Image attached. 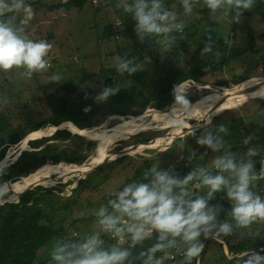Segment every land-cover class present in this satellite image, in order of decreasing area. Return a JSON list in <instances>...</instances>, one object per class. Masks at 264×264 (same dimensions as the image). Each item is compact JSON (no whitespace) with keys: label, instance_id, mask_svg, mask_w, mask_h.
I'll return each mask as SVG.
<instances>
[{"label":"rangeland","instance_id":"rangeland-1","mask_svg":"<svg viewBox=\"0 0 264 264\" xmlns=\"http://www.w3.org/2000/svg\"><path fill=\"white\" fill-rule=\"evenodd\" d=\"M62 2H65V0H26V4L31 5L34 12V16L26 25H21L23 13L17 15V26H23L31 39H43L52 45L48 56L45 57L50 62L51 67L46 71L33 73L31 78L23 75L24 69L14 68L7 72L0 71V144L2 141L4 142L2 134L4 130L14 128L19 133L28 130L32 124L30 121L37 122L49 117L53 110L64 106L68 101H78L80 99V104L84 108L89 106L91 108V103L104 87L120 89L132 82L140 84L150 79L156 67L153 61L136 53V48L142 46L143 43L139 42L136 37L134 31L135 20L130 14L125 13L122 8L117 7L119 0H97L96 3H93L92 0H86L80 8L58 6ZM163 3L168 10L177 13V22L184 23L185 31L196 30L195 36L190 40L188 52L182 56L179 62L180 65L183 66L184 60L188 61L189 57L193 53L195 54L196 48L201 45L202 36L205 33L213 31L216 38H221L228 43L227 58L223 69L210 71L200 81L178 84L180 88L187 91V99L194 101L191 103L194 105L193 108H201V110L191 112L193 114H185L182 117L174 116L171 118L166 115L167 112L163 114L162 111L173 105L174 97L172 96L173 103L171 102L165 108L147 107L142 113L136 115L137 117L131 114H104L98 124L86 129L92 130L93 133H82L86 136L85 141L83 140L84 142L78 144L79 149L84 151L86 140L94 141L90 139L91 137L98 139L95 140V146L91 148L86 160L83 161L84 163L87 161L90 163L87 169L95 165L96 160L100 157L110 159L118 155L121 150H125L127 153L122 162L114 160L105 163L102 160L96 168L89 171L92 174L90 177L92 189L87 190L82 187V184L78 183L80 178L88 175H84L86 173L84 168L80 169V166L78 168L73 167L74 164L70 163H55L50 159L36 171L15 181L17 183L12 182L8 186L4 185L5 187L0 191V195L9 194L4 199L1 198L0 202L18 200L17 196H13V192L10 190H17L19 186L25 185L28 181H37L33 177L41 178L43 180L33 182L30 187L34 188L41 185L48 190L45 193L48 195H44L46 202L43 208L46 211L45 215L50 218L55 226L60 225L64 217L67 221L77 218V221L69 228L70 234L78 233L83 236L100 231L95 224L96 218L91 214V210L106 204L105 199L108 198L107 193L110 190H116L125 180L131 178L136 171L143 170L142 161L144 159L151 161L153 166L158 165L159 168L171 170L175 175L178 174L182 177L191 171H185L182 167H191L188 164V157L195 152L197 155L196 165L199 167L202 158L197 152H202L203 149H200L202 147L196 143L195 137L187 134L185 136L180 135L187 126L197 124L190 125L196 118L200 119L205 115L211 117L210 127L218 129L220 126L225 128L227 120L230 118H236L242 113L247 114L248 116L244 118L245 124L254 140L258 142V149L264 156V94L244 90L245 94L238 96V100H235V102L231 99L222 101L223 90L220 89L233 88L239 83L254 77L257 78L252 79V81L263 80L258 77H264V43L258 39V35L264 32V19L248 13L249 10H244L245 13L237 20L234 35V31H231L232 22L235 18L234 13H220L218 14L220 15L219 22H215L210 19L209 12H202L207 9L203 1H196L193 12L187 16L183 12L181 0H163ZM51 6L55 7L49 8ZM116 21H119L120 25H116ZM109 23L114 25L118 33L117 36L104 39L102 38L103 30ZM249 30L252 33H249ZM159 39H163V37H149L147 43L152 46ZM129 49L132 55L130 58L133 59L134 66L138 70L131 75L127 73L122 75L116 71L113 58L116 54L123 55ZM167 51L163 48L159 53L165 55ZM106 69L113 71L112 78L115 80L113 85H105L103 71ZM54 75H58L60 80L51 81ZM245 78L247 79L239 82L240 79ZM74 88L78 92H75ZM68 89L70 90L68 91ZM143 90L149 92L148 88L144 87ZM205 98H209V100H204ZM210 99L223 103L232 102L233 106L204 111L213 105ZM98 104V109L101 112L105 107V102H98ZM246 110H250L251 113H245ZM136 121L143 125L142 128L132 131L134 129L130 127V131H132L130 133H126L127 130L120 131V126L125 129L127 126L132 125L128 123H135ZM64 122L66 121L61 123V129L70 130L68 128L70 124ZM41 130L43 131L42 135L26 136L31 137L30 139H36L53 134V126L49 124ZM200 134L201 130L198 129L196 136ZM87 136L90 138H87ZM226 136L235 141L230 132H227ZM24 138L25 136L15 143H7L4 156L0 157V170L17 161L21 151L28 149V144H25ZM142 138L149 139L150 143L143 146L154 150V152L140 149V146L134 144L136 140ZM57 143L61 145L70 144L68 140H57ZM185 146L188 150H184ZM98 154H100V157L93 160ZM219 154L210 151L207 164L210 165L213 157ZM102 164L104 165L96 170ZM50 166L55 168L54 172H49L43 177L36 176V174L39 173L40 175L41 171ZM94 170L96 171L93 172ZM9 171L6 169V173ZM67 172L69 174L64 175ZM56 178H58L57 181ZM68 180H71L72 183L65 186L62 193L63 197L57 198L51 188L59 182L64 183ZM7 181L11 182V180ZM195 183L197 182H192L189 188L194 189ZM257 185L264 188V179L252 181L251 188L253 191L257 189ZM194 190L199 195L203 194V189ZM260 195L264 197V193H260ZM71 199H73L74 204H70V207L66 210L63 209L60 204H65L66 201ZM80 213H85V215L81 216ZM219 220L222 221L220 218ZM250 228L256 229L255 232L251 233L259 234L258 236L249 235L252 240L258 237L264 238V221L254 222ZM102 236L103 233H101ZM103 240L106 246L111 244L110 242L114 239L105 235ZM218 242L221 241L213 239L202 260L200 262L199 260H196V262L193 260L192 264H235V260H232L230 255L226 254V250L224 252L227 259L223 257L222 249L224 248L221 249ZM222 247H224V244ZM50 248L51 245L40 249L35 263L49 257ZM157 258L162 259L163 264H186L182 254L176 250H171L168 258H165V254L160 252Z\"/></svg>","mask_w":264,"mask_h":264},{"label":"clouds","instance_id":"clouds-1","mask_svg":"<svg viewBox=\"0 0 264 264\" xmlns=\"http://www.w3.org/2000/svg\"><path fill=\"white\" fill-rule=\"evenodd\" d=\"M195 2L181 0L186 16L193 12ZM255 3L256 0H203L210 19L215 22H219L220 13H234L239 18L244 10H251ZM117 7L135 20L134 31L139 42L144 43L147 38L158 36L163 39L155 43L165 50L177 45V36L173 33H182L184 23L177 22V13L168 10L163 0H119ZM12 13L16 15H9ZM21 13V25H26L34 16L26 0H0V71L24 69L23 75L31 78L33 73L51 67L45 57L52 45L43 39H31L23 26H17V15ZM209 52H212V45L205 42L201 55ZM131 56L130 49L123 55L114 56L117 72L131 75L138 70ZM209 70L210 67L204 68L205 72ZM59 80L58 75L51 78V81ZM118 91V88L104 87L95 100L103 102ZM186 92L178 85L173 86L174 103L169 114L175 116L176 113L192 110L193 101L187 99ZM89 110L90 106L84 109L85 112ZM197 121L195 127H189L187 135L195 137L198 145L206 146L213 153H220L213 157L210 165L192 168L182 177L154 165L143 173L141 180L127 183L119 190H110L107 203L91 210L100 231L83 236L73 233L71 237L55 239L49 251L50 264H133L137 260L142 264H163L156 253L162 252L168 258L171 250L180 252L186 264H192L203 250L201 237L208 239L230 235L234 229H248L254 222L264 221V197L251 188L253 180L264 179V160L259 161L260 168L254 171L251 159L258 155L256 146L248 147L244 155L237 158L235 153L225 148V139L221 135L226 134L223 126L218 129L210 127L211 117L208 115ZM198 129L201 134L196 136ZM252 139L251 136L247 137L243 143L249 145ZM194 181L197 182L194 189H207L205 195H199L189 188ZM220 192L226 194L231 204L227 214L232 222L218 219L222 205L209 204ZM101 233L110 236L116 243L105 246ZM154 234L155 242L138 255H133L132 249L151 240ZM125 244L128 246L124 247ZM234 260L235 264H264V247L259 251L245 250L237 254Z\"/></svg>","mask_w":264,"mask_h":264},{"label":"trees","instance_id":"trees-1","mask_svg":"<svg viewBox=\"0 0 264 264\" xmlns=\"http://www.w3.org/2000/svg\"><path fill=\"white\" fill-rule=\"evenodd\" d=\"M196 1L201 2L203 0ZM85 2L86 0H65V2H62L58 6L66 8H80L84 5ZM53 7L55 6H51L49 8ZM202 12H209V10L204 9ZM244 13L245 12H243L242 14ZM248 13L255 14L264 19V0H257L253 8L249 10ZM237 20L238 18L235 16L231 26V31H234V35L235 28L237 27ZM117 33L118 31L115 29L114 25L109 23L104 27L102 38L106 39L112 36H117ZM249 33H252V31L249 30ZM173 34L177 36V45L171 47L170 50L165 52V55L159 53L160 50L164 47L157 43L150 46V44L147 43L148 38L145 40L142 46L136 48L137 54H139L141 57H147L156 65L149 80L144 81L140 84L132 82L129 85L120 88L115 95L110 96L109 99L104 101L105 107L101 112L98 109L99 104L96 100L91 103L92 105L90 110L85 112V108L80 104V99H78V101H68L64 106H60L56 110H53L50 116L43 120L37 122L30 121L32 124L28 130L20 131V133L17 129L14 128H10L11 130H4L2 133L4 142L2 141V143L0 144V157L2 158V156H4V153L6 151V145L8 142H18L23 138V136L27 135V133H29L30 131L44 128L48 126V124L51 126H58L63 121H66L65 123L69 124L72 121L71 124L76 125L72 126L75 130H78L76 127H78L79 129H89L98 124L100 118L104 114L138 115L142 113L147 107H152L155 109L165 108L172 102V89L174 85H178L181 81H184L186 79L200 81L202 77L210 71H220L221 69H223L224 63L226 62L227 58L226 50L228 43L221 38H216L213 31L205 33L202 36L201 45L196 48L197 50L195 54L193 53L189 57L188 61L184 60L183 66L180 65L179 62L182 56L186 52H188V49L190 48V40L195 36L196 30L187 32L185 31V29H183L182 33ZM258 39L262 41V43H264V32L258 35ZM205 42L211 43L212 52L205 53L202 56L201 50L204 47ZM205 67H210V70L205 72ZM103 76L106 86L114 84L115 80L112 78L113 71L111 69L104 70ZM246 79L247 78L240 79L239 82L244 81ZM255 83L257 82L248 80L246 83L243 84ZM144 87L148 88L149 92L144 91ZM69 90L70 89H68V91ZM74 90L75 92H78L77 89L74 88ZM216 97H218V95H216ZM204 100H209V98H205ZM210 100L213 104L216 103V101L212 99ZM205 103L207 104L208 102L206 101ZM245 113L250 114L251 112L250 110H246ZM247 116V114L245 115L244 113H242L236 118L232 117L227 120L225 127L226 134L221 133V135H223V138L225 139V148H228L233 153H235L237 155V158H239L241 155H244L248 147L256 146L258 155L251 157V159L254 162V171H257L260 168L259 161L264 160V156L258 149V142L255 141L254 138L252 139L249 145H245L243 143L244 139L250 136L252 137L244 121V118ZM71 124L69 126H71ZM70 130L60 128L57 129L56 132L52 135L28 140V149L21 151L17 161L0 170V183H2L0 184V187L8 184L5 183L7 182V180L15 182L21 179L22 177L27 176L29 173L36 171L50 159L55 163L64 162L66 164H77L72 165L73 167L77 168L81 166L79 163H82L86 160L88 152L91 150L92 147L95 146L96 141L86 140V148L84 151H81L79 149L80 146H78V144L84 142L85 138L81 137L80 135H77V133L71 132ZM42 132V130H37L34 132H30L27 136L40 135V133ZM227 132H230V134H232L235 141L226 136ZM57 140H68L70 144L61 145L57 143ZM148 140L149 139L142 138L136 140L135 142L147 143ZM201 147L202 148L200 149H203L201 150L203 154L202 152H197L202 158L199 167L208 165L207 162L209 161L211 151L206 146ZM186 149L187 148L185 146L184 150ZM125 157L126 156L123 155L117 161L122 162L124 161ZM103 159L105 158H98L95 164L99 163ZM196 159L197 155L195 154V152L191 153L188 157V164L191 167L187 168V166H183L182 169L185 171H189L192 170V168L197 167L198 165H196ZM142 162L144 165L143 170L136 171L131 178L125 180V182H123L119 187H117L116 190L122 189V187L127 183L141 180L143 173L153 166L151 164V161L147 159H144ZM6 169L10 171L6 173ZM54 170L55 168L50 166L47 169L41 171L40 175L45 176L49 172H54ZM66 174H69V172L65 173L64 175ZM91 176L92 174L90 173L84 178H80L78 180V183L82 184V187L87 190L92 189V186L90 184ZM33 182L38 181H30L26 186H23L22 188L16 191H10H12L13 196H15L18 191L24 189ZM70 183H72L71 180H68L64 183L59 182L55 184V186H53L51 189L54 190L55 196L57 198H60L63 197L62 193L64 192L65 186L69 185ZM259 188L260 187L257 185V189ZM206 191L207 189H203L202 195H205ZM46 192H48V190L45 189L44 186L37 185L31 190L19 194L18 200L5 201L3 204H0V264H50V257H47L39 263H35L36 257L39 254L40 249L49 247L57 238H65L72 236V234L69 233V228L77 221V218L72 221H67L64 217L62 219L63 222L60 225L55 226L54 223L50 220V218L45 215L46 211L43 208L45 207L46 202L44 195H48L45 194ZM8 194H1L0 199H4V197H6V195ZM109 198L110 197L108 196V198H106L105 200L107 201ZM70 204H74L73 199L66 201L65 204L61 203L60 205L63 209L66 210L70 207ZM209 204L222 205V211L218 219L220 218L222 219V221L232 222L231 217L227 214L231 205L229 204L225 193L220 192L215 194L214 199L209 201ZM255 231L256 229H251L250 227L248 229L243 230L234 229L232 234L220 235L219 237H221L227 244L231 254L235 255L248 249H259L261 247H264V238L258 237L252 240V238L249 237L250 233ZM105 235L106 234H103L101 239H104ZM204 240L205 238L201 237V241L204 242ZM212 240L213 239H209L205 243H203L204 247L202 252L200 253L201 260L204 257L207 248ZM154 242L155 234L151 240H146L143 242L142 245H137L135 248H133V255H138L141 250H146L147 247L151 246V244H153ZM110 243L111 244L108 245L115 244L116 242L112 240ZM218 243L220 245V248L222 249L223 244L221 242ZM127 246V244L124 245V247ZM159 254L160 252L156 253V257ZM222 254L223 257L227 259L225 252H223V249ZM196 260L197 257L194 258L195 262ZM232 260H234V258H232ZM133 264H142V262L137 260L134 261Z\"/></svg>","mask_w":264,"mask_h":264},{"label":"bare ground","instance_id":"bare-ground-1","mask_svg":"<svg viewBox=\"0 0 264 264\" xmlns=\"http://www.w3.org/2000/svg\"><path fill=\"white\" fill-rule=\"evenodd\" d=\"M254 78H257V77H254ZM254 78H251V79H249V80H252V79H254ZM258 78H262L263 80H261V81H257V83H255V84H243V83H246L245 81L244 82H242V83H239L238 85H234L235 87H233V88H220L221 90H223V97H222V101H226V100H228V99H231L232 101H234L235 102V100H238V96H240V95H243V94H245L244 93V90H251V91H255V92H257V93H262V94H264V77H258ZM240 84H243V85H240ZM217 91V90H216ZM261 96V95H260ZM194 102V101H193ZM217 102V101H216ZM173 103V102H172ZM230 106H233V103L231 102V103H223V102H217V103H215V104H213L212 106H210L208 109H205L204 111H208V110H211L212 108H227V107H230ZM171 108V107H170ZM170 108H167V110L166 111H162L163 112V114H165L166 112V115L168 116H170V117H173V115H171V114H169L168 112L170 111ZM199 110H201V108H192V110L190 111V112H188L189 114H193L194 112H197V111H199ZM191 112H193V113H191ZM188 113H176L175 114V116H183V115H185V114H188ZM137 117V116H136ZM147 119V118H146ZM144 120V119H143ZM65 123V122H64ZM197 123H198V121H197ZM70 124H71V122H70ZM74 125V124H73ZM72 124H71V127L69 126L68 128L69 129H71L72 131H75V132H78V133H80V134H82V133H93V131L92 130H86V129H79V128H77L78 130H75V129H73V126ZM197 125V124H196ZM195 125V126H196ZM75 126V125H74ZM142 124L141 123H137V121L135 122V123H133L132 125H130V126H127V128H125V129H122V127L120 126L119 127V129H120V131H125V130H127L126 131V133H130V132H132V131H136L138 128H142ZM195 126H193V127H195ZM130 127H132L134 130H132V131H130ZM53 129H54V127H53ZM90 129V128H89ZM49 132V131H48ZM96 133V132H95ZM43 134V132L40 134V135H42ZM83 135V134H82ZM88 137V136H87ZM26 138H31V137H26ZM23 140H25V144H26V139H23ZM151 141V140H150ZM148 143H150L149 141L147 142V143H142V145H147ZM137 146H139V145H137ZM124 152H127V151H125V150H121L120 151V153L118 154V155H116V157L117 156H119L120 154H122V153H124ZM98 157H100V154H98L93 160H96ZM104 160V162H106V161H108L109 160V158H105V159H103ZM100 163V162H99ZM99 163H97V164H95V165H93L91 168H89V169H87L88 168V166H89V162L87 161V162H85L82 166H80L79 168L81 169V168H84L85 169V172L86 173H88L90 170H93L94 168H96L98 165H99ZM79 169V170H80ZM83 169V170H84ZM83 172V171H82ZM85 173V174H86ZM36 176H38V177H43L42 175H39V173H38V175L36 174ZM33 179H36L37 181H41V180H43V179H41V178H37V177H33ZM30 181H28L27 183H25V185H21V186H19V189L20 188H22L23 186H26L28 183H29ZM5 183H8V184H10V183H12V182H9V181H7V182H5ZM0 184H2V183H0ZM8 184H6L5 186H8ZM5 186H2V187H0V191L1 190H3V188L5 187ZM27 187H30V185L29 186H27ZM26 188V187H25ZM18 190V189H17ZM23 190V189H22ZM22 190H20V191H22ZM16 191V190H15ZM20 191H18V192H20ZM17 192V193H18ZM17 193H16V196H17ZM220 240V239H219Z\"/></svg>","mask_w":264,"mask_h":264},{"label":"water","instance_id":"water-1","mask_svg":"<svg viewBox=\"0 0 264 264\" xmlns=\"http://www.w3.org/2000/svg\"><path fill=\"white\" fill-rule=\"evenodd\" d=\"M207 95V94H206ZM167 110V109H166ZM165 110V111H166ZM133 116H136V115H133ZM197 118H196V120L194 121V122H192L190 125H193V124H195V123H197ZM72 122V121H71ZM76 126V125H75ZM62 127V124L60 123L58 126H55V128H54V130H53V133H54V131H56L57 129H60ZM189 127L190 126H187L186 128H184L183 129V132H181V135L180 136H185L186 134H187V130L189 129ZM78 128V127H77ZM78 135H81V136H83L84 138L86 137L85 135H82V134H80V133H78V132H76ZM179 136V137H180ZM87 138H90V137H87ZM24 139H26V142H27V140L28 139H30V138H26V136H25V138ZM90 139H93V140H98L97 138H95V137H91ZM142 143L143 142H135L134 144L135 145H142ZM128 146V145H127ZM140 149H144V150H149V151H153L154 152V150H152V149H150V148H148V147H144V146H140ZM118 151V150H117ZM116 151V152H117ZM116 152H114V153H116ZM127 152H124V153H122V154H120L119 156H115V158H110L108 161H106L105 163H108V162H111V161H114V160H118L121 156H123V155H125ZM84 163V162H83ZM83 163H80V164H83ZM104 163V164H105ZM104 164H102L101 166H99L96 170H98L99 168H101ZM74 165H77V164H74ZM79 165V164H78ZM96 170H94L93 172H95ZM86 174H90L89 172L88 173H86ZM86 174H84V175H86ZM58 180V178H56V181ZM59 180H60V178H59ZM31 189H33V188H31V187H27V188H24L22 191H20V192H18L17 193V198H18V195L19 194H21V193H24V192H26V191H28V190H31ZM209 239H220V241L224 244V250H226L225 252H227L226 254L227 255H230V257L231 258H234L237 254H235V255H232L231 254V252H230V250H229V248H228V246H227V244L224 242V240L221 238V237H219V236H216V237H212V238H208V239H205L204 240V242L203 243H205L207 240H209ZM253 250H258V249H253ZM239 254V253H238ZM230 258V259H231ZM197 260H199V262H200V260H201V254L197 257Z\"/></svg>","mask_w":264,"mask_h":264},{"label":"built area","instance_id":"built-area-1","mask_svg":"<svg viewBox=\"0 0 264 264\" xmlns=\"http://www.w3.org/2000/svg\"><path fill=\"white\" fill-rule=\"evenodd\" d=\"M92 2L93 3H96L97 2V0H92ZM116 25H120V22L119 21H117L116 22ZM186 82H191V83H194V80H192V79H187L186 81H182L180 84H184V83H186ZM179 84V85H180ZM54 130V129H53ZM257 174L259 173V171L258 172H256ZM259 179H263V178H257V179H255V180H259ZM260 188L259 189H254V192H256L257 194H259V193H261L262 191H263V188L261 187V186H259ZM4 202H0V204H3ZM229 204H230V202H229ZM231 205V204H230ZM171 256L172 257H174V255L173 254H171Z\"/></svg>","mask_w":264,"mask_h":264},{"label":"crops","instance_id":"crops-1","mask_svg":"<svg viewBox=\"0 0 264 264\" xmlns=\"http://www.w3.org/2000/svg\"><path fill=\"white\" fill-rule=\"evenodd\" d=\"M223 252H224V249H223Z\"/></svg>","mask_w":264,"mask_h":264}]
</instances>
